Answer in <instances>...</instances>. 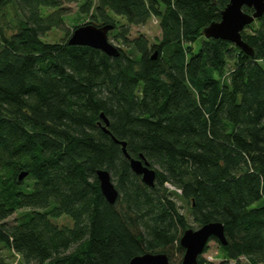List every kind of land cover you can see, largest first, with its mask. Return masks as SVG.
<instances>
[{
    "label": "trees",
    "instance_id": "obj_1",
    "mask_svg": "<svg viewBox=\"0 0 264 264\" xmlns=\"http://www.w3.org/2000/svg\"><path fill=\"white\" fill-rule=\"evenodd\" d=\"M17 1L18 31L0 40V247L16 264H129L144 253L181 264L180 239L193 228L181 201L198 228L224 225L228 244L210 240L220 264H264V15L242 33L249 56L203 36L229 0ZM68 3L90 16L86 25H115L119 57L69 45L77 25L62 41L42 39L65 27ZM153 19L159 43L129 38ZM112 136L155 168V187ZM100 169L120 192L114 205ZM64 218L73 224L54 222ZM203 255L198 264H216Z\"/></svg>",
    "mask_w": 264,
    "mask_h": 264
},
{
    "label": "water",
    "instance_id": "obj_2",
    "mask_svg": "<svg viewBox=\"0 0 264 264\" xmlns=\"http://www.w3.org/2000/svg\"><path fill=\"white\" fill-rule=\"evenodd\" d=\"M245 8L251 9L253 12L247 13ZM263 15L264 0H229L227 7L221 13V20L207 26L203 30V36L206 39L228 41L247 55L254 56V49L243 40L242 33L246 27L262 18ZM114 29L115 25L79 26L72 33L69 45L91 47L104 52L109 57L117 58L121 55V51L109 41V33ZM157 57L158 51H155L152 59L155 61ZM100 117L103 122V125L100 123L103 131L111 134L109 118L104 113ZM113 139L122 146L124 155L130 161L131 170L142 178L144 184L151 188L155 187L157 171L151 167L147 159L143 155L137 159L133 158L127 151L126 142H121L115 137ZM28 174V172L20 173L18 181L22 182ZM96 174L104 198L108 203L114 205L120 192L112 180L111 172L100 169ZM212 238L223 246L228 244L225 227L222 223L211 222L198 229L189 228L185 230L180 239V244L185 251L181 264H198L199 257L204 254ZM129 264H171V262L166 253H144L131 259Z\"/></svg>",
    "mask_w": 264,
    "mask_h": 264
},
{
    "label": "rangeland",
    "instance_id": "obj_3",
    "mask_svg": "<svg viewBox=\"0 0 264 264\" xmlns=\"http://www.w3.org/2000/svg\"><path fill=\"white\" fill-rule=\"evenodd\" d=\"M87 0H81L80 3L84 4ZM65 7V24L64 28H54L51 32H49L46 36L42 37L44 41L47 42H58L62 41L65 36H67V30L69 32H72L74 30V26H82L84 23L88 22L90 19V16L84 15L80 11V5L77 3H68L64 5ZM43 15L47 16L54 12L53 9L50 8H42ZM23 19V13L21 10V7L17 0H13L10 4H4L2 0H0V40L2 36L11 37L14 33L18 31V25L20 23V20ZM117 21L121 24L126 23V21L120 17L116 18ZM93 21V20H92ZM83 24V25H84ZM114 31V30H113ZM111 31L109 35L111 34V37H109V41L114 44L117 47L124 48L120 42H118L114 37V34L116 33ZM140 35H144L146 38H148L149 42L151 44L159 43V40L161 38V28L159 21L156 20H150L146 25L141 26H133L131 28V32L129 35L130 39H134ZM71 36L68 37V40ZM199 43V42H198ZM197 43V46H198ZM155 169V168H154ZM170 189L173 190V187L169 186ZM178 205L181 208V212L186 215L189 224L194 228L198 229V225L195 223L194 218L190 215L188 206L181 201H177ZM18 217V213H15L13 216H11L7 221L10 223H14L15 220ZM55 223L63 225L65 223L67 224H73L72 221L69 219H58L54 220ZM220 250H219V244L216 241H211L208 244V251L207 253H204V258L207 260L214 262L216 264H220L222 262V259L219 258ZM0 256H2L6 261L10 262L11 264H16L19 261L18 256L14 255L12 252L8 251L4 247H0ZM175 258L178 261H182L183 255L182 254H176ZM230 264H235L234 262H230ZM241 264H249L248 261H246L244 258L241 259Z\"/></svg>",
    "mask_w": 264,
    "mask_h": 264
},
{
    "label": "built area",
    "instance_id": "obj_4",
    "mask_svg": "<svg viewBox=\"0 0 264 264\" xmlns=\"http://www.w3.org/2000/svg\"><path fill=\"white\" fill-rule=\"evenodd\" d=\"M154 20H156V19H154ZM157 21V20H156Z\"/></svg>",
    "mask_w": 264,
    "mask_h": 264
}]
</instances>
